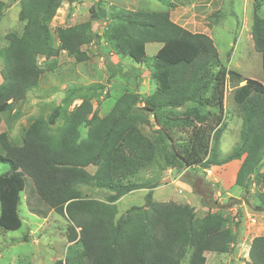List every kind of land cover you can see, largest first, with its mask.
<instances>
[{
  "label": "trees",
  "instance_id": "obj_1",
  "mask_svg": "<svg viewBox=\"0 0 264 264\" xmlns=\"http://www.w3.org/2000/svg\"><path fill=\"white\" fill-rule=\"evenodd\" d=\"M63 1L70 0H20L17 18L23 23L22 33L6 35L7 46L0 49L4 59L0 115L11 112L37 87L43 73L38 57L48 62L64 51L77 63L89 59L82 47L89 42L97 17L93 11L83 23L58 28L59 47L52 45L49 24ZM158 1L165 3L166 11L119 8L107 14L101 10L99 15L109 23L96 39L105 41L118 61L146 65L156 87L152 95L144 98L137 92H125L100 117L91 97L75 88L46 118L29 124L19 145L0 132V163L10 167L0 175V228H21L22 192L30 213L41 219L50 212L65 218L70 245L64 257L51 264H207L206 253L232 252L238 234L224 227L228 220L220 209L226 205L212 201L208 212L197 217L188 205L154 202L155 186L129 182L154 159L156 145L165 166L177 172L242 159L234 185L247 189L252 184L249 176L256 174L264 188V84L226 69L213 40L174 23L169 14L174 8L172 0ZM4 7L0 1V20ZM260 7L253 3L250 32L253 48L261 57L264 81ZM151 43L160 48L148 57L146 45ZM225 83H244L232 96L241 128L238 144L219 159V143L226 129L225 123L220 124ZM76 99L80 103L69 111ZM180 108L186 111L181 118L167 115L168 109ZM143 126L152 128V136L140 129ZM181 133L187 135L183 138ZM89 167L95 168L93 173ZM84 187L110 194L105 200L90 198L83 193ZM141 189H148L143 206L130 207L116 219L117 201ZM263 207L261 194L259 208ZM248 259L250 264H264V236L252 239Z\"/></svg>",
  "mask_w": 264,
  "mask_h": 264
},
{
  "label": "rangeland",
  "instance_id": "obj_2",
  "mask_svg": "<svg viewBox=\"0 0 264 264\" xmlns=\"http://www.w3.org/2000/svg\"><path fill=\"white\" fill-rule=\"evenodd\" d=\"M0 1L5 5L0 20V49L3 50L7 46L5 36L9 33L20 35L23 23L17 18L20 0ZM174 2V7L176 5L179 8L169 10V13L174 11L173 19L191 32L206 33L213 40L219 59L226 69L245 79L264 84L261 57L253 48L250 32L253 3L261 5L260 17L264 20V0ZM119 8L149 12L167 10L165 3L158 0H70L61 3L49 24L51 42L55 48L59 47L58 28L85 22L91 11L97 14L89 33V42L82 47L89 59L77 63L64 51L48 62L43 57H38L37 63L43 73L37 87L29 91L25 100L16 104L11 112L0 115V132H5L13 144L19 145L29 124L37 118H46L55 106L61 104L69 90L80 88L82 95L90 96L93 110L100 117L108 114L116 99L125 92H137L144 98L154 93L155 83L151 78V70L146 65L128 60L118 61L115 55L110 54L111 50L105 41L96 40L109 23L108 18L99 15L100 11L104 10L108 14ZM182 14L188 17L187 21L181 22ZM159 48V44H147L146 55L151 57ZM3 62L4 59L0 56V70ZM243 84L225 83L220 124L225 123L226 129L219 143V159L226 156L239 142L241 120L232 96L234 89ZM79 103V99L74 100L69 111ZM184 111L185 108L168 109L167 115L181 118L180 115L186 113ZM152 123L157 128L153 120ZM193 124L196 127L199 125ZM140 129L149 136L154 133L150 127L143 126ZM85 131L82 129L81 134L84 135ZM180 135L184 138L187 134ZM161 154L156 145L154 159L129 182L155 186L152 190L154 202L188 205L194 209L197 217L208 212V205L212 201L216 200L218 205H226V208L220 209L222 216L228 220L224 227L238 234L237 242L229 254L206 253V263L250 264L248 250L251 241L255 237L264 236V207L259 208L264 188L258 182V176L251 174L249 177L252 178V184L245 189L235 186V178L231 179L236 163L205 169L191 166L177 172L165 166ZM9 169L7 163H0V175ZM87 170L93 173L95 168L89 167ZM147 192L148 189L136 190L120 198L116 203V219L122 217L130 207L143 206ZM83 193L99 200H105L110 194L108 191L89 187H84ZM237 211L240 216L236 215ZM19 216L22 221L20 229L7 231L0 228V264H51L64 257L66 248L70 245L67 242L68 222L65 218L50 212L46 219H41L30 213L24 192L21 193Z\"/></svg>",
  "mask_w": 264,
  "mask_h": 264
},
{
  "label": "crops",
  "instance_id": "obj_3",
  "mask_svg": "<svg viewBox=\"0 0 264 264\" xmlns=\"http://www.w3.org/2000/svg\"><path fill=\"white\" fill-rule=\"evenodd\" d=\"M174 1H175V0H172V3H173V4L175 3ZM177 1H178V0H177ZM179 6H180V5H179ZM178 8H179V7H177V6L175 5L174 9L177 10ZM169 14H170V18H171V20H172L174 23L177 24V21L173 19L174 11H172V12L169 13ZM187 19H188V17H187L186 15L182 14V16H181V22H185V21H187ZM178 25H180V26H182L183 28H185V26H184L183 24L178 23ZM185 29H187V28H185ZM198 33H202V32H198ZM204 34H206V33H204ZM206 35H207V34H206ZM155 52H156V51H155ZM235 163H236L235 171H234L233 174L231 175V179L235 178L236 173H237V170H238V168H239V166H240L241 160L232 161V162L226 164V166H230L231 164H235ZM224 166H225V165H224ZM223 189H224V188H223Z\"/></svg>",
  "mask_w": 264,
  "mask_h": 264
}]
</instances>
